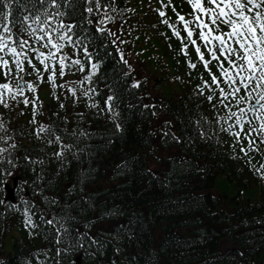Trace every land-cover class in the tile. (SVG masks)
Wrapping results in <instances>:
<instances>
[{"label": "trees", "instance_id": "trees-1", "mask_svg": "<svg viewBox=\"0 0 264 264\" xmlns=\"http://www.w3.org/2000/svg\"><path fill=\"white\" fill-rule=\"evenodd\" d=\"M74 1L78 13L81 3ZM46 7L45 0L43 4L40 0H19L13 13L16 19H21L23 15L42 13ZM62 21L66 24V19ZM75 25L86 27L81 19ZM99 48L102 54L99 58L107 60L101 78L115 87L117 96L110 104L119 110L118 118L113 122L106 120L111 127L105 130L87 133L100 112L91 110L75 117L66 111L68 117L55 122L56 134H51L50 128L54 126L47 125L38 134L44 138L41 140L24 127L18 132L15 129L18 136L30 139L25 147L36 158L32 170L24 171L29 177V196L20 199L19 213L27 208L36 217L40 234L50 237L52 254L54 236L73 247L68 252L62 251L67 262L78 250L85 264H113L111 253L104 258L105 263L92 257L86 245L88 236L82 233L85 228L90 231L95 224L105 221V216L113 215L121 216L124 222L122 231L114 232L115 247L119 249L117 264H253L263 260L264 191L260 196L249 189L233 214L222 211L219 200L208 191L213 189L212 184L218 186L222 175L230 177L229 172L240 164L227 158L224 141L217 134L209 139L210 130L198 112L181 111L179 106L172 111L178 118L175 136L167 135L157 145L170 152L168 169L159 178L149 173L145 163L152 156L154 139L146 130L140 110H132L126 100L130 93L123 87L125 82L117 77L115 62L107 58V48ZM107 93L104 89L96 93L97 110L107 104L104 96ZM94 122L99 124L100 118ZM115 124L121 125L119 132ZM217 132L224 136L226 124L219 125ZM56 136L61 137L58 144ZM63 145L71 147L57 158L55 153ZM205 151L213 154L203 158ZM106 175L118 183L107 190L102 202L104 191L95 186ZM228 183L234 182L221 185ZM74 227L79 231L77 237ZM4 228L2 225L1 229ZM68 228L64 235L55 232L56 229L66 232ZM176 229H181V233L174 232ZM17 257H6L0 262L19 264Z\"/></svg>", "mask_w": 264, "mask_h": 264}, {"label": "snow or ice", "instance_id": "snow-or-ice-1", "mask_svg": "<svg viewBox=\"0 0 264 264\" xmlns=\"http://www.w3.org/2000/svg\"><path fill=\"white\" fill-rule=\"evenodd\" d=\"M192 7L202 13L211 17V23L215 25L217 20H222L223 24L228 25L230 31L226 33L227 38L235 41L238 47H232L226 45V38L224 34L213 35L212 29L207 23L200 20L197 17V21L200 23L201 29L208 28V31H200V38L205 42L209 39L214 41H219L220 48L225 53H231L236 56V59L242 61V63L237 64L231 58L228 59V64L231 66L230 69L225 70L221 65L222 75L228 81L229 85H235L237 82V76L239 77V83L243 86L244 89H248L250 84H254L250 91L247 92V97L240 96L237 99V103L241 101L248 104L247 112L253 114V118L258 121V127H250L247 132H244L245 122L251 125L252 120H246L245 109L240 108L237 112L231 111L229 108L228 120L232 118L235 119L236 126L239 127V131H232L234 125L228 124L226 129L231 135L236 138V143L240 144V152L245 158V163L251 166L252 170L256 172L259 179L264 180V164L257 167L250 155L251 152L255 151L257 153L261 152L260 145H264V0H208V3L215 5V7H205L202 0H189ZM19 0H0V52L10 53L14 62L16 69V78L23 80V76L20 74L24 71L23 65L25 61L28 64H31L32 68L39 73V69H36V65L28 58V54L24 49L29 45V40L25 39L20 33H27L28 36L34 37L37 42H44V46L54 49V51H49L45 54L39 48L33 49L37 54V59L44 66L45 70L49 69L48 59L51 58L53 61L57 59V53H60L62 49L66 47L65 41L68 44H71L74 48L80 43V41H73L72 35L70 33L76 27L74 24H65L62 20L58 23L56 18L63 16L64 13L57 11L54 15L50 14L47 9L42 13L36 15H23L21 19L17 20L13 13V6L18 4ZM40 3L43 4L44 0H40ZM110 4L103 3L102 0H86L85 11L88 14H100L103 13L102 18L98 21V24H104L107 21L111 20L112 17L107 14V9L110 7ZM49 7H58L57 0H49ZM160 15L163 17L164 12H160ZM43 16V19H42ZM179 20L183 22L184 28L187 31L188 37L193 36V30L189 27L190 22L185 20L184 16L180 15ZM89 24L93 23L92 19H88ZM165 23H168L165 20ZM55 24V27H53ZM19 25L20 33L14 31L16 26ZM98 31L104 32L103 27H98ZM54 33L56 34L54 36ZM173 33L177 36H180V32L173 28ZM193 44H196L195 40H192ZM187 46L185 45V48ZM19 49V50H18ZM212 52L213 58L219 60V57L216 56L215 49H209ZM85 55H90L88 49L84 47ZM196 52L199 54V58L204 62L205 67L208 66V61L205 60L204 53L200 50L199 47L196 48ZM59 65L61 68V75L64 74V68L67 67L66 61L68 60L67 54L60 55L58 57ZM121 59L123 60V54H121ZM127 63V61H124ZM73 65L79 66L80 70L83 71L84 65L80 59H74L71 61ZM191 67L195 68V64H190ZM92 72L95 73L98 70V65L96 63L91 64ZM0 69L3 70V75L7 78L12 73V68L10 66V61L5 59L4 56L0 55ZM51 75L48 77L50 81L55 80V65L51 66ZM235 70V74L233 73ZM242 73H246L243 75ZM92 75L85 77V80L91 81ZM213 83L219 84V80L216 75L212 76ZM81 83L82 82H78ZM207 84V82H205ZM140 82L136 81L133 84V87H140ZM27 88L32 90L35 88V85L32 83H27ZM73 94H75L76 89H71ZM92 91L88 89L85 92V95ZM241 91L240 87H234L230 93H225L224 89H220V93L225 99L229 95L235 97L237 93ZM11 95L12 99L16 98V95H22L23 89L20 85L15 87L10 83H0V104H5V94ZM15 93V95H12ZM255 93V95H253ZM114 97L109 96L106 103H108L109 111H111L110 102ZM212 96H208V100L211 101ZM255 100V103H251V100ZM24 103L28 104L30 101L25 98ZM223 103V101H221ZM7 107V104H5ZM91 107H97L96 104L90 105ZM63 107V105H61ZM145 108H155V105H144ZM228 107V105H225ZM152 115H156V112L153 111ZM223 119V118H221ZM168 123V122H166ZM121 125L117 124V128H120ZM3 128V125L0 124V129ZM44 126H41L39 131H44ZM247 140V146L243 145V139ZM255 134V136L253 135ZM167 135V133H165ZM256 137H261L257 140ZM176 139L175 137H173ZM55 140L59 142L61 140L60 136H56ZM51 142V141H50ZM70 145H63L61 151L55 153L57 158L63 156L64 150L70 148ZM235 150V145L233 146ZM6 149L0 148V152H4ZM264 155V153H262ZM235 159H239V156H234ZM4 176L10 175L7 171L3 173ZM4 183V181H0ZM24 203H28L24 201ZM0 204L5 205L6 207H14L10 202L5 199H0ZM25 213H28V209L25 208ZM48 224H52L51 220L46 221ZM31 225L35 227L34 222L30 216L26 217L25 226ZM59 243V239L57 241ZM60 250L58 249V252ZM118 252L119 249H116ZM4 264V262H0Z\"/></svg>", "mask_w": 264, "mask_h": 264}, {"label": "rangeland", "instance_id": "rangeland-1", "mask_svg": "<svg viewBox=\"0 0 264 264\" xmlns=\"http://www.w3.org/2000/svg\"><path fill=\"white\" fill-rule=\"evenodd\" d=\"M44 92H45L44 89L40 90V93L43 94V95H44ZM38 94H39V91H38ZM11 250H12V241H11V239L7 238L5 240V252H9Z\"/></svg>", "mask_w": 264, "mask_h": 264}]
</instances>
